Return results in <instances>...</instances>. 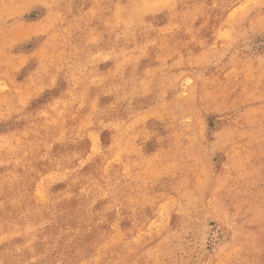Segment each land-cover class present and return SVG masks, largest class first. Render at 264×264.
<instances>
[{
	"label": "rangeland",
	"instance_id": "374dc122",
	"mask_svg": "<svg viewBox=\"0 0 264 264\" xmlns=\"http://www.w3.org/2000/svg\"><path fill=\"white\" fill-rule=\"evenodd\" d=\"M0 264H264V0H0Z\"/></svg>",
	"mask_w": 264,
	"mask_h": 264
},
{
	"label": "bare ground",
	"instance_id": "6f19581e",
	"mask_svg": "<svg viewBox=\"0 0 264 264\" xmlns=\"http://www.w3.org/2000/svg\"><path fill=\"white\" fill-rule=\"evenodd\" d=\"M140 1V0H139ZM144 1V0H143ZM138 2V1H137ZM146 5V7L148 6L147 4H145ZM145 8V7H144ZM160 8V7H159ZM146 9V8H145ZM145 9H143V10H145ZM137 11H139V10H137ZM147 11V10H146ZM140 12V11H139ZM131 19H132V17H131ZM130 19V20H131ZM133 21V20H132ZM125 22H127V21H125ZM141 34V33H140ZM239 246V245H238Z\"/></svg>",
	"mask_w": 264,
	"mask_h": 264
}]
</instances>
